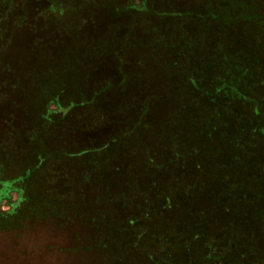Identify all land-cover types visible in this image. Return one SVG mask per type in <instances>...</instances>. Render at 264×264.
Returning <instances> with one entry per match:
<instances>
[{
  "label": "rangeland",
  "instance_id": "1",
  "mask_svg": "<svg viewBox=\"0 0 264 264\" xmlns=\"http://www.w3.org/2000/svg\"><path fill=\"white\" fill-rule=\"evenodd\" d=\"M0 201V264H264V0H0Z\"/></svg>",
  "mask_w": 264,
  "mask_h": 264
},
{
  "label": "trees",
  "instance_id": "2",
  "mask_svg": "<svg viewBox=\"0 0 264 264\" xmlns=\"http://www.w3.org/2000/svg\"><path fill=\"white\" fill-rule=\"evenodd\" d=\"M183 16L181 15V14H174V15H169V19H171V20H174V21H179L181 18H182ZM182 47V46H181ZM181 49H183V47L181 48ZM212 67H214L213 65H210V67L208 68V71H211V68ZM198 68L200 69V70H202L203 69V67H202V64L200 65H198ZM204 70H207L206 68H204ZM213 78H215L214 79V81H212V83H211V85H210V88L211 89H214V88H219V87H221V86H224V84H229L230 85V82L231 81H229L228 79H230L231 77H226V78H223V79H221L220 81H217V77H213ZM183 82L185 83V84H188V85H191L192 83H196V84H199V80H198V78L196 77V75H194V74H189V75H187V76H185V77H183ZM43 98L45 99V104H44V106L46 105V103H47V101H48V98H47V96H45V95H43V97H42V100H43ZM41 118H43V114H41V116H39V119H41ZM250 119H252V120H257V119H254V118H250ZM257 121H259V120H257ZM230 134V133H229ZM236 135H238V134H232V136H233V138L235 139V136ZM241 138L240 137H238L236 140H240ZM1 202V201H0ZM206 258H208V256L206 257ZM206 263H208V264H211V260L213 261V259L211 258V259H203ZM213 262H215V261H213ZM216 263V262H215Z\"/></svg>",
  "mask_w": 264,
  "mask_h": 264
}]
</instances>
